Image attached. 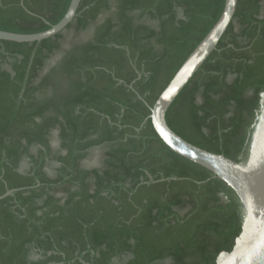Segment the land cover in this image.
<instances>
[{"label": "trees", "instance_id": "16d2710c", "mask_svg": "<svg viewBox=\"0 0 264 264\" xmlns=\"http://www.w3.org/2000/svg\"><path fill=\"white\" fill-rule=\"evenodd\" d=\"M69 1L0 0V30H46ZM223 2L81 0L53 36L0 40V264H212L231 249L238 198L148 117ZM263 91L264 0H237L166 121L241 162Z\"/></svg>", "mask_w": 264, "mask_h": 264}, {"label": "water", "instance_id": "95a60500", "mask_svg": "<svg viewBox=\"0 0 264 264\" xmlns=\"http://www.w3.org/2000/svg\"><path fill=\"white\" fill-rule=\"evenodd\" d=\"M80 1L70 0L63 16L46 30L36 33L0 30V40L33 42L53 36L72 21ZM236 4L237 0H224L219 17L159 93L148 117L155 133L170 150L224 182L241 204L243 217L239 234L231 249L221 250L212 264H264V91L260 94L259 109L248 132L247 153L241 162L188 142L174 132L166 121V112L172 102L216 48L233 19ZM11 191H6L0 198Z\"/></svg>", "mask_w": 264, "mask_h": 264}]
</instances>
